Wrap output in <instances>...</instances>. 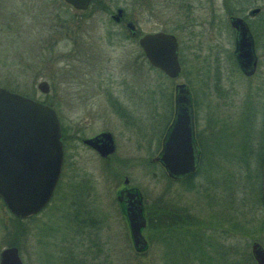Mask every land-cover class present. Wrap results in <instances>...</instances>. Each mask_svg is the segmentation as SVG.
<instances>
[{
    "label": "rangeland",
    "instance_id": "1",
    "mask_svg": "<svg viewBox=\"0 0 264 264\" xmlns=\"http://www.w3.org/2000/svg\"><path fill=\"white\" fill-rule=\"evenodd\" d=\"M119 6L121 22L112 17ZM254 6L261 8L250 19L259 63L249 77L236 62L228 19ZM127 20L138 35L175 33L177 77L149 63L127 34ZM65 27L78 41L71 51ZM42 79L48 92L37 87ZM178 82L189 86L202 147L193 186L170 178L154 160ZM0 85L63 113V176L48 204L25 220L17 245L24 264H251L241 252H251L253 240L264 245V0H96L85 10L64 0H0ZM102 130L115 137L109 156L82 142ZM125 185L143 194L148 246L142 251L119 209L117 192ZM165 213L209 229L194 238L171 237L154 224ZM12 216L0 198V250L12 237ZM227 246L240 253H223Z\"/></svg>",
    "mask_w": 264,
    "mask_h": 264
},
{
    "label": "water",
    "instance_id": "2",
    "mask_svg": "<svg viewBox=\"0 0 264 264\" xmlns=\"http://www.w3.org/2000/svg\"><path fill=\"white\" fill-rule=\"evenodd\" d=\"M75 9L85 10L91 0H64ZM259 10L253 7L250 14ZM123 7H117L112 17L120 20ZM236 28L235 54L246 73L255 70L257 55L252 32L245 19L229 16ZM126 28L132 35L138 31L132 20ZM138 43L151 65L170 77L180 74L179 42L175 33L153 30L138 35ZM42 92L49 91V83H37ZM175 111L168 125L158 153V161L167 174L183 178L194 173L199 164L200 148L196 142L193 123V106L189 86L185 82L175 85ZM100 156H108L116 149L113 133L102 130L83 138ZM61 124L55 108L39 99L0 85V197L16 216L28 217L43 209L52 198L63 164ZM126 177L124 182L128 183ZM130 231L134 248L142 251L148 240L143 234L146 225L143 194L133 186H124L117 192ZM261 200L264 204V157L261 171ZM251 253L256 264H264V245L251 241ZM0 264H24L17 245L0 250Z\"/></svg>",
    "mask_w": 264,
    "mask_h": 264
},
{
    "label": "trees",
    "instance_id": "3",
    "mask_svg": "<svg viewBox=\"0 0 264 264\" xmlns=\"http://www.w3.org/2000/svg\"><path fill=\"white\" fill-rule=\"evenodd\" d=\"M95 1L96 0H92V2H95ZM231 13L234 14L235 12H231ZM158 70H160V69H158ZM200 170H201V168H200ZM198 171H199V164H198L197 170L194 173L185 176L183 178V180L184 181H187L188 183H190L191 186L195 185L196 183L194 184L193 178L196 176V174L198 173ZM260 199H261V195H260ZM261 202H262V200H261ZM146 211H147V213L149 212L148 209ZM39 212H41V210ZM37 213H35V214H37ZM87 213L89 214L90 212L88 211ZM87 213H86L85 217L88 216ZM35 214H33V215H35ZM12 215H13L12 218H13V220H14L15 223L12 225L13 226V230H11L12 232L10 233V235L12 237H10V239L8 240V245L15 244V245H18L19 246V243H20L19 237L20 236L23 237L24 229H25V222H26L25 220L28 219V217H19V216L14 215L13 213H12ZM162 215L165 216L166 213L165 214H162ZM164 216L159 217L158 218V222L157 223L154 222V224H157V228L156 229L158 231L164 230L165 232H170V233L172 232V233H174V234L171 235V237L172 236H181V237H185V238H194L196 236L198 237L199 235H202V232L200 231L201 229H203V228L209 229V228H207V224H202V223L199 222V220H197V222L196 221L195 222H189L188 220L187 221L179 222L177 219L176 220L169 219V215H166V217H164ZM181 218H187V217L184 216V217H181ZM193 226H194V228H193ZM239 226H240V224H238L237 227H239ZM231 230L235 231L234 229H231ZM173 231H177L179 233L178 234H175V232H173ZM170 238H167L166 241L168 239H170ZM207 244H209V243H207ZM228 250H229V246H227V249L225 247L222 250V252L225 253V254H227V255H229L230 253L236 252V250H234V249L233 250L231 249L230 252ZM207 251H208V247H207ZM236 253H240V252L237 251ZM206 254H207V252H206ZM241 254L242 255H245L247 258H249V260L252 261V262H250L251 264H256L255 261L253 260V256H252V253L251 252H248V253H246V252H243L242 253L241 252ZM198 263L199 264H203L204 262H203V260L200 259L198 261Z\"/></svg>",
    "mask_w": 264,
    "mask_h": 264
},
{
    "label": "flooded vegetation",
    "instance_id": "4",
    "mask_svg": "<svg viewBox=\"0 0 264 264\" xmlns=\"http://www.w3.org/2000/svg\"><path fill=\"white\" fill-rule=\"evenodd\" d=\"M64 2H65V1H64ZM65 3L68 4V5H70V6H72L71 4H69V3H67V2H65ZM72 7H73V6H72ZM254 7H256V6H254ZM257 7H259V6H257ZM73 8H74V7H73ZM251 8H253V7H251ZM251 8L248 9L247 14H245V15H243V14H242V15L236 14V15H239V16H241V17H243V18L245 19V21H246L248 27L250 28V31L252 32L253 40H254L255 53H256V55H257V63H256L255 70H254L253 72H251V73H246V72H244L243 69H242V66L240 65V62H239V60H238V58H237V56H236V54H235V52H234L236 62H237V64L239 65L241 71L243 72V74H244L245 76H249V77L255 75V73L257 72V69H258V63H259V56H258V53H257V51H256V41H255V38H254V34H253V30H252V25H251L250 19H251L253 16H256L257 14H259L260 11H261V8L259 7V10H258V11H256V12L253 13V14H250V13H249V10H250ZM74 9H75V8H74ZM73 17H76V15H71L70 20H69V23H68V20H67V23H68V24H72V23L74 22ZM123 17H124V16H123ZM123 17H121L120 20H118V21L116 20V21H117V22H121V20H122ZM228 20H229V19H228ZM253 21H254V20H253ZM59 23H60V27H61V28H64V20L61 19V20L59 21ZM229 23H230L231 27H232L233 30H234V42H235L236 28L231 24L230 20H229ZM125 25H126V23H125ZM65 30H66V27H65ZM126 32H127V34L129 35V37H131V38H136L137 41H138V34H139V33H138L137 35H132V34L129 33V31H128L127 29H126ZM73 34H74L73 30L70 29V30H66V35H64V36L66 37L64 41H67L66 45H67V44L69 45V50H70V51H71V47H70V46H72V44H74V43H75V45H76V43L78 42L77 39L73 37ZM73 42H74V43H73ZM234 51H235V50H234ZM181 68H182V67H181ZM176 77H177V76H176ZM170 78H171V77H170ZM172 78H175V77H172ZM75 94H76V91H75ZM191 99H192V97H191ZM192 106H193V104H192ZM54 108H55V107H54ZM55 110H56V112H57V114H58V117L62 116L63 113H62V111H61L60 109L55 108ZM174 111H175V110H174ZM173 115H174V112H173ZM173 115H172V118H173ZM172 118H171L170 122L172 121ZM59 120H60V118H59ZM193 123H194V113H193ZM60 124H61V122H60ZM169 124H170V123H169ZM169 124H168V125H169ZM167 127H168V126H167ZM61 130H62V128H61ZM99 132H100V131H99ZM97 133H98V132H97ZM95 134H96V133H95ZM194 134H195V126H194ZM93 135H94V134H93ZM91 136H92V135H91ZM195 139H196V136H195ZM82 142H83V138H82ZM196 142H197V144H198V146H199V148H200V153H201V148H202V147L200 146V144H199V142L197 141V139H196ZM83 143H84V142H83ZM84 144H85V143H84ZM85 145L88 146L89 148H91L92 150H94L95 152H97L94 148L90 147L89 145H87V144H85ZM63 152H64L63 164H62V167H61V172H60V176H59V180H58V182H57L56 188H57V186L59 185L60 180L62 179L63 171H64V165H65V151H64V144H63ZM108 156H109V155H108ZM199 160H200V156H199ZM170 178L179 180L178 178H174V177H171V176H170ZM56 188H55V189H56ZM119 209H120V212L122 213L123 219H124L125 222H126V225L128 226V222H127V219H126V216H125V213H124L122 207H120ZM128 228H129V226H128ZM99 241H100V240H99ZM70 250H72V249H70ZM253 260H254V258H253ZM254 261H255V260H254Z\"/></svg>",
    "mask_w": 264,
    "mask_h": 264
}]
</instances>
